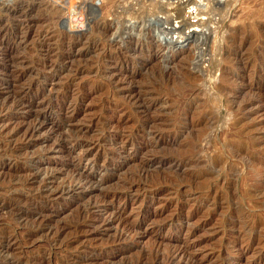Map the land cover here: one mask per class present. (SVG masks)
I'll use <instances>...</instances> for the list:
<instances>
[{"label":"rangeland","instance_id":"1","mask_svg":"<svg viewBox=\"0 0 264 264\" xmlns=\"http://www.w3.org/2000/svg\"><path fill=\"white\" fill-rule=\"evenodd\" d=\"M38 2L13 0L8 11L0 10L11 33L35 24L34 40H47L45 46L19 48L31 70L15 87L0 86V264H167V257L188 243H195L203 264H264V107L249 119L239 110L253 97L249 90L257 92L244 87L255 84L256 75L264 80V0L204 1L203 15L210 18L206 34L181 46L161 41L153 31L157 26L149 23L174 7L161 9L162 0ZM22 12L29 16L18 19ZM76 40L84 53L69 60ZM4 54L0 49V70L8 72L0 71V79L15 81L12 73L22 65L9 69ZM29 81L34 98L16 109L10 95L28 89ZM57 87L68 91L57 102L64 106L55 121L66 115L67 134L80 133L90 144L98 171L85 172L99 182L103 173L109 182L101 188L60 195L72 173L56 169L69 163L56 149V137L46 128L31 139L23 136ZM131 91L141 94L150 112L130 100ZM262 92L264 81V106ZM150 117H158V124H149ZM156 131L162 134L157 146ZM147 143L152 151H140ZM152 155L156 160L150 163ZM132 182L130 198L113 197ZM118 205L124 207L123 221L109 224ZM39 209L49 215L48 224L35 219ZM250 222L259 230L248 233ZM132 223L136 229L128 231ZM245 234L258 241L243 254Z\"/></svg>","mask_w":264,"mask_h":264},{"label":"bare ground","instance_id":"2","mask_svg":"<svg viewBox=\"0 0 264 264\" xmlns=\"http://www.w3.org/2000/svg\"><path fill=\"white\" fill-rule=\"evenodd\" d=\"M18 1V0H17ZM26 1V0H25ZM34 1L35 3L36 2H40V0H32ZM84 1V0H83ZM154 1V0H153ZM163 2L161 3L163 5V7L160 8L161 9H164L165 5H172L174 7L172 8H165L162 15L161 16H158L154 19H149V23L150 25L151 24H154L156 27L154 31L155 35L158 36V38L161 40V41H166L168 44L172 45V44H175L174 46H181L182 44H185L187 41H189V39L192 37H196V39H200L202 37H204V35L206 34L205 31L207 32V30H205V26L208 24L207 21L210 22V18H207V16H204L203 14L206 12V11H203V6L205 5L203 2L204 1H207L208 4H212L213 2L215 3V0H162ZM13 0H0V10L1 11H6L8 9V7H10V4H12ZM20 2V1H19ZM38 2V3H39ZM43 2V1H42ZM206 2V3H207ZM23 3V2H22ZM21 3V4H22ZM41 3V2H40ZM81 3V2H80ZM76 4V3H75ZM74 4V5H75ZM73 5V6H74ZM77 5V4H76ZM80 6V5H79ZM85 6V5H84ZM158 6V5H157ZM206 6V5H205ZM78 7V5H77ZM82 7V6H81ZM194 7H196V9H194ZM73 8V7H72ZM205 8V7H204ZM17 9V8H16ZM176 9V10H175ZM13 10V9H12ZM10 10V11H12ZM158 10V8H157ZM166 10V11H165ZM8 11V10H7ZM154 11V10H153ZM150 12V11H149ZM21 13V12H20ZM13 15V14H12ZM20 15V14H19ZM95 15V14H94ZM157 15V14H156ZM15 16V15H14ZM18 16V15H17ZM29 14H25L24 15V12H22V15L21 16H18V19L19 17H28ZM32 16V15H31ZM81 17V16H80ZM16 18V17H15ZM73 18V17H72ZM85 18V16H84ZM194 18H197L196 21H193L195 20ZM35 19V17H34ZM68 19V18H67ZM80 19V18H79ZM71 20V19H70ZM83 20V19H82ZM85 20V19H84ZM28 21V20H27ZM69 21V19L67 20ZM81 21V20H80ZM79 21V22H80ZM88 21V20H87ZM37 23L41 22L38 20H36ZM73 22V21H72ZM143 22L142 25H140L142 27V29H145L147 26H146V23L144 21H141ZM23 23V22H22ZM21 23V24H22ZM36 23V24H37ZM74 23V22H73ZM76 23V22H75ZM84 23V21H83ZM86 23V21H85ZM84 23V24H85ZM136 23L135 25L138 26V22H134ZM20 24V25H21ZM26 24V23H25ZM81 24V23H80ZM79 24V25H80ZM98 25V24H97ZM133 22L132 24L130 25L131 27H134L133 26ZM187 25V28L186 30L183 29L184 26ZM36 25L34 24H28V25H25V26H20V29L19 27L18 28H15V29H12V33H11V30L6 26V24H4V22H2V20L0 19V49L5 51V54L2 56V60L6 61L7 62V67H9V69L11 68H14L16 65L20 66L22 65V68L23 70H16L17 71H14V73H12L13 77H15V81H12V80H8V79H0V86H9V87H12L10 85H13V87L16 86L15 82H18L24 75L25 73H27L28 71H30L31 69L27 68L28 66L26 65V63H24L23 60H25L26 58L22 55H19L17 54L18 52V49L21 48L23 46V49H28V47L31 45L33 46H38V42L40 43V45L42 46H45L44 42L47 41L44 39L43 40H34V36L32 34H34L36 31L34 30V27ZM69 27V26H68ZM96 27V26H95ZM208 27V26H207ZM85 28V27H84ZM140 28V27H139ZM69 29V28H68ZM79 29V28H78ZM9 33L12 34V36L9 38ZM64 33V32H63ZM78 35H82V33H79ZM74 36V35H73ZM72 36V37H73ZM44 37V35H43ZM79 37V36H78ZM75 38V37H73ZM82 38V37H81ZM46 39V38H45ZM62 40V39H61ZM84 41V40H83ZM71 43V42H70ZM59 44V43H58ZM67 44V43H66ZM82 44L81 43V40H76V42H72V48L71 50L68 52V55H67V58H69V60L71 59H76V57L78 55H81V53H84L81 49H78V47H80L79 45ZM64 45V44H63ZM71 47V45H70ZM29 50V49H28ZM77 50V51H76ZM88 50V49H87ZM89 51V50H88ZM77 52H79V54H76ZM27 53V52H26ZM61 53V52H60ZM28 55V54H27ZM59 57V56H57ZM61 57V56H60ZM59 57V58H60ZM64 58V57H63ZM28 61V60H27ZM64 61V60H63ZM33 62V61H32ZM78 62V61H77ZM29 63V62H28ZM31 64V63H30ZM35 64V63H34ZM62 64V63H61ZM37 66V65H36ZM54 66V65H53ZM19 69V68H18ZM81 69V68H80ZM73 70V69H72ZM82 70V69H81ZM87 70V69H86ZM85 70V71H86ZM261 70V69H260ZM2 71L3 73H7L8 71L6 69L3 70H0ZM55 71V70H54ZM61 71V70H60ZM71 71V70H69ZM13 72V71H12ZM258 72V71H257ZM30 73V72H29ZM52 73V72H51ZM34 74V73H33ZM53 74V73H52ZM84 74V73H83ZM29 75V74H28ZM36 75V74H35ZM42 76V75H41ZM257 77H255L256 81H257V78L259 79L255 84L253 85H246L244 87V89L248 88H255L257 90V92L253 91L252 89L249 90V92H251L253 94V97L248 100L245 104H240L239 105V110L240 111H243L244 112V115L247 116V118L249 119L250 117H252L253 115H257L259 114V112L262 111V104H263V99H262V94H261V88H262V85H263V77L259 78V76L261 75H256ZM24 78V77H23ZM45 78V77H44ZM50 78V77H49ZM54 78V77H53ZM52 78V79H53ZM233 78V77H232ZM254 78V77H253ZM77 79V78H76ZM24 80V79H23ZM33 80V79H32ZM30 80V81H32ZM75 80V79H74ZM234 80V79H233ZM30 81L28 84H30ZM40 81V80H39ZM38 81V82H39ZM238 81V80H237ZM131 82V81H130ZM207 82V81H206ZM23 82H21L22 84ZM18 84V83H17ZM20 84V83H19ZM20 84V85H21ZM34 84V83H32ZM246 84V83H245ZM39 85V84H38ZM22 86V85H21ZM35 86V85H34ZM42 86V85H41ZM69 86V85H68ZM32 85L30 84V86L28 87V89L24 88V87H19L16 91H14L13 95H10V97L12 96V103H14V105H16V109L17 107L19 106H23L25 104H31V99L32 97L34 96L32 94V96H30V89H32ZM71 87V86H70ZM242 86H240V91L241 92H244V89H243ZM17 88V87H16ZM58 88V87H57ZM134 88V87H133ZM234 88V87H233ZM14 89V88H13ZM47 89V88H46ZM56 89V88H55ZM44 90V89H43ZM135 90V89H133ZM41 91V90H40ZM48 91V90H47ZM55 91V90H54ZM67 91H68V87L67 89L64 88V89H57L56 92H55V96H54V99L52 100V98L49 100V103L47 105V108L46 111L42 114L41 118L39 119V117L37 118V122L32 126L23 134V136H25L26 139H31L32 137L34 136H37V135H40V133L46 128V131L47 132H50L51 135L55 136L56 137V149L58 148V150L63 153V155L67 158H69V163H67L66 165H63L62 168H56L57 170H60L62 172H71V176H70V179L69 181H67V183L63 184L60 188H59V192L60 195H70V194H75L76 192L78 191H81V189H90V188H95V187H98V188H101L103 185H105L106 183L109 182V179L107 180V178L104 177V174L102 173L101 174V169L99 170L100 174H101V181H94L93 178H90L89 177V173L87 174L85 171L90 168L92 170H96L98 171V168L95 167V165L93 166L91 161L92 159L90 158V154L91 152L88 151V146L90 144H86V142L83 140L82 138V135L80 133H75L74 135H69L67 134L68 132H71L70 129H68L66 127V124L70 121L67 119V116L65 115L63 118H62V122H56L55 121V115L56 114H61V111H62V108L64 106V103H62L61 105L57 102L61 101L62 97L65 98V94H67ZM146 91V90H145ZM139 92V91H138ZM137 92V93H138ZM194 92V91H193ZM231 92V91H230ZM131 95H129L130 97V100L132 102H134L140 109L144 110V113L145 112H150L151 108L150 106H145L143 104V99L142 97L140 96L141 94H134V91H131ZM140 93H143V92H140ZM145 93V92H144ZM152 93V92H151ZM263 93V92H262ZM11 94V93H10ZM52 94V93H51ZM50 94V95H51ZM130 94V93H129ZM231 94V93H230ZM238 94V93H237ZM264 94V93H263ZM150 95V94H149ZM143 96V95H142ZM152 96V95H151ZM239 96V95H238ZM29 97V98H28ZM46 97V96H45ZM53 97V96H52ZM242 97V96H241ZM34 98V97H33ZM50 98V97H49ZM188 99V98H187ZM238 99V98H237ZM10 100V99H9ZM8 100V101H9ZM145 100H149V99H146L145 97ZM152 100V99H151ZM163 100V99H162ZM236 100V99H234ZM239 100V99H238ZM7 101V103H8ZM150 101V100H149ZM159 101V100H158ZM161 101V100H160ZM6 102V101H5ZM192 102V101H191ZM10 103V101H9ZM8 103V104H9ZM149 103V102H148ZM155 103V102H154ZM7 104V105H8ZM237 106V105H236ZM4 107V106H3ZM156 107H158L156 105ZM14 108V107H12ZM30 108V106H29ZM65 108V107H64ZM67 108V107H66ZM235 108V107H234ZM237 108V107H236ZM4 109V108H3ZM9 109V108H8ZM59 109V110H57ZM68 109V108H67ZM154 109V108H153ZM157 109V108H156ZM11 110V109H10ZM31 110V109H30ZM74 111V110H73ZM138 111V109H137ZM5 112V111H4ZM188 112V111H187ZM149 114V113H148ZM57 116V115H56ZM151 116V115H149ZM157 116V115H156ZM146 117V116H145ZM201 117V115H200ZM232 117V116H231ZM230 117V118H231ZM144 118V117H143ZM147 118V117H146ZM162 118V117H161ZM58 119V118H57ZM149 119V118H148ZM158 117H153L148 120V123L149 124H156L158 122ZM203 121V120H201ZM212 121V120H211ZM246 121V120H245ZM51 122V124L49 126H47V124ZM145 122V121H143ZM164 122V121H163ZM24 123V122H23ZM22 124V123H21ZM158 124V123H157ZM185 126V125H184ZM146 127V126H145ZM168 127V126H167ZM141 128H142V125H141ZM22 129V128H20ZM26 129V128H25ZM23 129V130H25ZM147 129V127H146ZM150 129H154L153 127L150 128ZM163 130H165L166 128H161ZM143 131V129H141ZM156 130V129H155ZM20 131V130H19ZM16 132V131H15ZM23 132V131H22ZM142 133V132H141ZM153 133V132H151ZM15 134V133H14ZM49 134V135H50ZM104 134V133H103ZM167 134V133H166ZM171 134V133H170ZM173 134V133H172ZM179 134V133H178ZM20 135V133H19ZM154 137H156L155 140H153L155 142V146H157V144H160L159 142V139H158V136H161V132H158L156 131L154 134ZM264 135V134H263ZM16 136V135H15ZM101 136V135H100ZM258 136V135H257ZM99 137V135H98ZM97 137V138H98ZM143 137V136H142ZM153 137V138H154ZM105 138V137H104ZM173 138V137H172ZM177 138H178V135H177ZM10 139V138H9ZM24 139V138H23ZM48 139V138H47ZM50 139V138H49ZM95 139V137H94ZM99 139V138H98ZM169 139V138H168ZM175 139V137L173 138ZM172 139V140H173ZM13 140V139H12ZM19 140V139H18ZM96 140V139H95ZM178 140V139H177ZM11 141V140H10ZM27 141V140H25ZM46 141V140H45ZM116 141V140H115ZM149 141V140H148ZM151 141V140H150ZM167 141V140H166ZM165 141V142H166ZM171 141V140H170ZM100 142V140L98 141H94L95 145ZM152 142V141H151ZM93 143V142H92ZM116 143V142H115ZM123 143V142H122ZM256 143V142H255ZM53 144V145H54ZM125 144V143H124ZM133 144V143H132ZM136 144V143H135ZM168 144V143H167ZM172 144V143H171ZM259 144V142H258ZM31 145V144H30ZM92 145V144H91ZM109 145V144H108ZM142 145V144H141ZM257 145V144H256ZM263 145V144H262ZM94 146V145H93ZM113 146V145H111ZM137 146V145H136ZM139 146V144H138ZM148 146L149 144H144L142 147H138L140 151H144L146 148L148 149ZM151 146V145H150ZM245 147V146H244ZM55 148V146H54ZM135 148V147H134ZM152 148V146H151ZM155 148V147H154ZM230 148V147H229ZM237 148V147H235ZM27 149V148H26ZM53 149V148H52ZM247 149V148H246ZM261 149V148H260ZM48 150V149H47ZM55 150V149H54ZM148 150H151V149H148ZM148 150H145V151H148ZM155 150V149H153ZM235 150V149H234ZM152 151V150H151ZM163 151V150H162ZM240 151V150H239ZM41 152V151H39ZM44 152V151H43ZM47 152V151H46ZM50 152V151H48ZM37 153V152H35ZM42 153V152H41ZM147 153V152H146ZM156 153V152H155ZM239 153V152H238ZM246 153V152H245ZM142 154V153H141ZM144 154V153H143ZM241 154V153H240ZM48 155V154H47ZM113 155V154H112ZM145 155V154H144ZM239 155V154H238ZM244 155V154H243ZM242 155V156H243ZM246 155V154H245ZM263 155V154H262ZM42 155H40L39 157H41ZM252 156V155H251ZM149 159L148 161L151 163V162H154L156 160L155 156L152 155V156H148ZM237 157V155H236ZM248 157V156H247ZM261 157V156H260ZM264 158V156H262ZM243 158V157H242ZM257 158V157H256ZM255 158V159H256ZM262 158V159H263ZM44 159V158H43ZM146 159V158H145ZM160 159V158H159ZM254 159V158H253ZM95 160V159H94ZM226 160V159H225ZM244 160V158H243ZM248 160V159H247ZM251 160V159H250ZM158 161V160H157ZM176 161V160H174ZM246 161V160H245ZM261 161V160H260ZM180 162V161H179ZM248 162V161H247ZM91 163L92 165V168L91 166L89 165ZM157 163V162H156ZM171 163V162H170ZM227 163V162H226ZM260 163V162H259ZM173 164V163H172ZM261 164V163H260ZM147 165V164H146ZM152 165V164H151ZM154 165V164H153ZM162 165V164H161ZM263 165V164H262ZM149 166V165H148ZM165 166V165H164ZM173 166V165H172ZM233 165H231L232 167ZM66 169L64 170L63 168ZM99 167V166H98ZM182 167V166H181ZM184 167V166H183ZM146 168V167H145ZM179 168V167H178ZM234 168V166H233ZM257 171V170H256ZM65 172V173H66ZM141 172V171H140ZM139 172V173H140ZM49 174V173H48ZM147 174V173H146ZM264 174V173H263ZM50 175V174H49ZM53 175V174H52ZM132 177H134L133 174H131ZM144 175V173H143ZM129 176V175H128ZM263 176V175H262ZM55 177V176H54ZM54 177H51V178H54ZM131 177V176H130ZM146 177V175H145ZM261 177V176H260ZM139 178V177H138ZM50 179V178H49ZM140 179V178H139ZM145 180V178H143ZM55 180V179H54ZM259 180V179H258ZM125 181V180H124ZM123 181V182H124ZM127 181V179H126ZM137 181V180H136ZM149 181V180H148ZM50 182V181H49ZM128 182V181H127ZM147 182V181H146ZM259 182V181H258ZM134 182L132 183H123L124 185L121 186V190H117L113 197L116 198V199H126V198H130L131 196V191L132 189L134 188L133 187V184ZM53 184V183H52ZM174 184V183H173ZM213 185V184H212ZM227 185V184H226ZM225 185V186H226ZM55 187V186H54ZM147 187V186H146ZM159 187V186H158ZM48 188V187H47ZM56 188V187H55ZM145 188V186H144ZM148 188V187H147ZM169 188V187H168ZM178 189V187H176ZM50 189V188H49ZM174 189V188H173ZM52 190V188H51ZM215 190V189H214ZM259 190V189H258ZM261 190V189H260ZM264 190V189H263ZM138 191V190H136ZM262 191V190H261ZM50 192V191H49ZM157 192V191H156ZM44 193V192H42ZM153 193V192H152ZM233 193V192H232ZM253 193V191H252ZM13 194V193H12ZM47 194V193H46ZM222 194V193H221ZM236 195V194H235ZM261 195V194H260ZM18 196V195H17ZM56 196V195H55ZM59 196V195H58ZM211 196V195H210ZM230 196V195H229ZM259 196V195H258ZM60 197V196H59ZM220 196H218L219 198ZM224 197V196H223ZM23 198V197H22ZM48 198V197H47ZM105 198V197H104ZM259 198V197H258ZM17 199V197H16ZM26 200V199H25ZM206 200V199H205ZM222 200V199H221ZM23 201V200H22ZM207 201V200H206ZM29 202V201H27ZM211 203V201H208ZM218 203V202H217ZM230 203V202H229ZM255 203V202H254ZM121 205V204H120ZM234 205V204H233ZM259 205V204H258ZM10 206V205H8ZM36 206V205H35ZM119 206V205H118ZM211 206V205H209ZM220 206V205H219ZM20 208V207H19ZM18 209V208H17ZM117 209V208H116ZM245 209V208H244ZM87 208L84 209L83 212H88L86 211ZM123 210H124V207H121L119 206V208L117 209L116 212L113 211V214H114V217L112 219H110V223H113L115 221H118V222H121L123 221L122 220V213H123ZM20 211V210H19ZM18 211V212H19ZM239 211V210H238ZM16 212V211H15ZM23 212V211H22ZM82 212V211H81ZM236 212V211H235ZM245 212V211H244ZM20 213V212H19ZM18 213V214H19ZM17 214V213H16ZM25 214V213H24ZM87 214V213H86ZM234 214V213H233ZM236 214V213H235ZM243 214V213H242ZM35 219L38 220V223H47L48 220H45L46 218L49 217V215L43 211V209H39L38 210V213L37 214H33ZM210 215V214H209ZM244 216V215H243ZM245 216H248V214H246ZM244 216V217H245ZM38 217L40 218V220L38 219ZM209 217V216H208ZM250 217V216H249ZM24 218V217H23ZM82 218V217H81ZM237 217H235L236 219ZM142 219V218H141ZM231 219V218H230ZM241 219V218H240ZM256 219V218H255ZM35 220V221H36ZM108 220V219H107ZM243 220V219H242ZM245 220V218H244ZM229 222V220H227ZM233 221V220H232ZM261 221V220H260ZM37 222V221H36ZM247 222V220H246ZM38 223H35V224H38ZM123 223V222H122ZM125 223V222H124ZM128 223V222H127ZM251 223V222H250ZM48 224V223H47ZM77 224V222H76ZM79 224V223H78ZM231 224V222H230ZM239 224V222H238ZM137 225V224H136ZM136 225L132 223V225H129L128 226V231H134L136 229ZM233 225V224H232ZM261 225V224H260ZM77 226V225H76ZM230 226V225H229ZM234 226V225H233ZM232 227V226H230ZM235 227V226H234ZM238 227V226H237ZM80 228V227H79ZM236 228V227H235ZM245 228V227H244ZM259 228V224L256 222V223H251V224H248L246 225V229L248 230L247 232H251V233H254L255 231H257V229ZM231 229V228H230ZM238 229V228H237ZM125 230V229H124ZM259 230V229H258ZM192 231V230H191ZM196 231V230H195ZM225 231V230H224ZM41 232V231H40ZM190 232V231H189ZM241 232V231H240ZM31 233V232H29ZM121 233V232H120ZM128 233V232H127ZM192 233V232H190ZM189 233V234H190ZM36 234V233H35ZM122 234V233H121ZM241 234V233H240ZM261 234V233H260ZM126 235V234H125ZM131 235V234H130ZM248 234H245L244 236V239H243V242L244 244L243 245H239V251L241 250V253H243L244 251H246V249L248 250V248L251 246H253L254 244L257 243L258 241V238H256V236H253V235H248ZM258 236V235H257ZM263 236V235H262ZM124 237V236H123ZM260 237V235H259ZM264 237V236H263ZM6 239V237H5ZM9 239V238H8ZM121 239V238H119ZM122 240V239H121ZM242 242V241H241ZM229 243V242H227ZM195 243H188V246H186L184 249H179L177 251H173V253H169L170 255L167 257V264H171V263H174V264H203L205 261H203L204 258H199L198 255H196L195 253ZM224 247V246H223ZM238 245L234 246L233 248H237ZM227 250V249H226ZM172 252V251H171ZM161 253V252H160ZM244 254V253H243ZM160 256V255H159ZM165 257V256H163ZM160 258V257H159ZM177 259H179L178 261H176ZM38 260V259H37ZM160 260V259H159ZM158 260V261H159ZM162 260V258H161ZM227 261V260H226ZM40 262V261H39ZM231 262V260L229 261ZM221 263V262H220ZM233 263V262H232ZM158 264V263H157ZM224 264V263H223Z\"/></svg>","mask_w":264,"mask_h":264},{"label":"built area","instance_id":"3","mask_svg":"<svg viewBox=\"0 0 264 264\" xmlns=\"http://www.w3.org/2000/svg\"><path fill=\"white\" fill-rule=\"evenodd\" d=\"M194 9H196V7H194ZM195 20H193V21H196L197 20V18H194Z\"/></svg>","mask_w":264,"mask_h":264}]
</instances>
